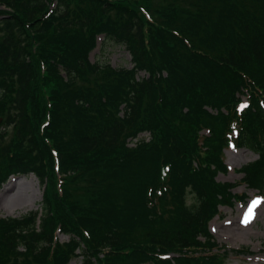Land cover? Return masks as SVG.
<instances>
[{"label": "trees", "instance_id": "1", "mask_svg": "<svg viewBox=\"0 0 264 264\" xmlns=\"http://www.w3.org/2000/svg\"><path fill=\"white\" fill-rule=\"evenodd\" d=\"M102 34L132 69L91 61ZM262 102L264 0H0V188H43L0 218V264H224L209 223L244 199L224 150L239 123L240 183L263 191Z\"/></svg>", "mask_w": 264, "mask_h": 264}, {"label": "rangeland", "instance_id": "2", "mask_svg": "<svg viewBox=\"0 0 264 264\" xmlns=\"http://www.w3.org/2000/svg\"><path fill=\"white\" fill-rule=\"evenodd\" d=\"M51 7L54 8V4ZM103 38L99 39V44L103 41ZM104 46H106L105 49H103ZM91 60L92 62L99 61L100 64L109 62L115 68L130 69L133 66L132 57L125 46L110 41L106 43L104 41L101 49L92 53ZM139 75L143 76L144 72ZM147 135L143 134L142 136L147 139ZM5 143H9V138L5 139ZM257 158L255 154L247 149L226 150L224 160L230 171L227 175H220L218 179L222 182L239 183L242 178L239 170ZM237 185L234 191L238 194L247 193L248 198H250L256 193L249 191L243 185ZM42 195L43 188L34 175L20 176L16 180L10 179L0 188V216L6 218L19 217L31 210H37L41 206ZM191 199L190 196L189 202ZM245 210L246 205H235L234 208L224 207L222 208L223 217L215 219L210 225L211 232L219 246H223L227 250L248 248L252 254L246 257L234 256L230 253L224 264H264V204L260 207L258 216L250 227H242L238 222V218L244 214ZM66 240H68L67 236H60V241L64 242ZM72 264H79V261L75 260Z\"/></svg>", "mask_w": 264, "mask_h": 264}, {"label": "water", "instance_id": "3", "mask_svg": "<svg viewBox=\"0 0 264 264\" xmlns=\"http://www.w3.org/2000/svg\"><path fill=\"white\" fill-rule=\"evenodd\" d=\"M0 122H1V120H0Z\"/></svg>", "mask_w": 264, "mask_h": 264}]
</instances>
